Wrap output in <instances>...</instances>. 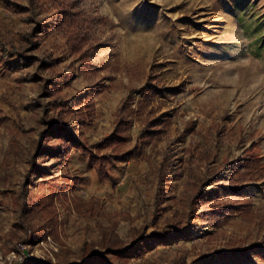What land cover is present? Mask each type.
<instances>
[{
    "label": "rangeland",
    "instance_id": "rangeland-1",
    "mask_svg": "<svg viewBox=\"0 0 264 264\" xmlns=\"http://www.w3.org/2000/svg\"><path fill=\"white\" fill-rule=\"evenodd\" d=\"M55 7L38 6L36 19L53 21L38 52L54 53L53 71L70 76L63 93L105 87L95 122L76 127L75 138L94 145L109 136L126 99L128 161L102 180L89 156L65 143L30 176L44 127L42 78L52 71L0 57V264H80L89 252L164 232L175 236L167 245L113 264H191L214 254L199 264H264V0H65V12L88 21L91 77ZM32 12L30 0H0V43L31 31ZM161 116L168 126L141 149L146 120ZM23 191L34 202L26 215ZM200 191L212 202L195 204ZM206 209L214 212L203 217Z\"/></svg>",
    "mask_w": 264,
    "mask_h": 264
},
{
    "label": "trees",
    "instance_id": "trees-1",
    "mask_svg": "<svg viewBox=\"0 0 264 264\" xmlns=\"http://www.w3.org/2000/svg\"><path fill=\"white\" fill-rule=\"evenodd\" d=\"M54 4L58 13H61V18L56 21V25L64 27V33L68 32V39L71 42L73 52L80 58L82 71L88 77L95 75L98 71L95 64L91 61V51L84 50L83 45L89 44L91 41L90 30L88 31L87 19L81 15L65 12L63 6L65 0H30L32 17L31 23L34 28L26 33H23L19 42L0 43V57L2 60L15 59L21 64H31L34 61L39 62L38 69L40 72L52 71L50 78H42V95L43 99L39 101L40 109L44 111V117L41 120L43 130L40 132V140L36 145V149L29 156V175L36 174L41 169V160L46 158L50 151H57L62 154L65 151L64 144L71 143L72 147L83 154L89 156L90 165L102 180L108 179L110 175L116 173L117 164L128 161V157L124 156L122 145L125 142L123 136L125 127L127 126L126 119L128 114L124 113L127 100L123 101V105L116 114V127L114 131L107 137L102 138L97 144L89 145L86 142L75 138L76 127L82 128L92 125L96 119V103L95 98L100 94L105 87L93 86L88 89L86 96L79 97L78 95L64 94L62 88L70 85V76H66L60 72L53 70L58 66L59 60L54 53L38 50L41 47L40 36L50 34L53 26L49 24L53 21L50 19L44 23L37 20L38 6L41 4ZM52 25H55L52 23ZM87 26V28H84ZM264 41V38L262 39ZM258 51L264 49L263 46H257ZM150 102H148L149 104ZM141 110L146 108V105H140ZM52 113V115H51ZM152 114L154 112H151ZM150 114V112H149ZM149 114L147 117L149 118ZM169 118L161 116L146 120V124L140 133L139 146L141 149L148 146L152 141L159 137L164 128L168 126ZM110 151V153L105 152ZM164 173L162 172V175ZM216 176L213 177L214 180ZM27 180V184L31 183ZM161 182L165 180L161 178ZM164 183L160 185L159 191L162 190ZM203 191V190H202ZM208 194L199 192L196 196L195 204H208L212 202ZM20 202V214L26 215L32 209L34 202L29 197L27 192H20L18 195ZM197 200H200L198 202ZM197 201V202H196ZM195 206V205H194ZM218 207L215 212L220 210ZM214 210L206 209L202 212L203 217H206ZM198 216H202L201 214ZM24 218V216H23ZM188 230L175 232L183 234ZM175 238L172 232H164L161 234L155 233L140 238L132 246L126 249H111L104 252H89L80 264H113L114 260L133 259L147 250H154L157 245H167L168 240ZM248 251V250H247ZM245 251V252H247ZM223 255V254H221ZM217 254L202 256L191 264H199L213 259ZM171 264H183L180 261H173Z\"/></svg>",
    "mask_w": 264,
    "mask_h": 264
},
{
    "label": "built area",
    "instance_id": "built-area-1",
    "mask_svg": "<svg viewBox=\"0 0 264 264\" xmlns=\"http://www.w3.org/2000/svg\"><path fill=\"white\" fill-rule=\"evenodd\" d=\"M23 249L26 250L27 248L26 247H23ZM29 257H31V256L29 255ZM21 260H22V258H21Z\"/></svg>",
    "mask_w": 264,
    "mask_h": 264
}]
</instances>
